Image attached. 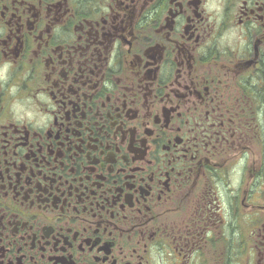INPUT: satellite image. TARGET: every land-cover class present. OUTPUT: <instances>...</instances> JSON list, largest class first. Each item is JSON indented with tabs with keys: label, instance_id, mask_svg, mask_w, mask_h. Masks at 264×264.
Listing matches in <instances>:
<instances>
[{
	"label": "flooded vegetation",
	"instance_id": "1",
	"mask_svg": "<svg viewBox=\"0 0 264 264\" xmlns=\"http://www.w3.org/2000/svg\"><path fill=\"white\" fill-rule=\"evenodd\" d=\"M0 264H264V0H0Z\"/></svg>",
	"mask_w": 264,
	"mask_h": 264
}]
</instances>
